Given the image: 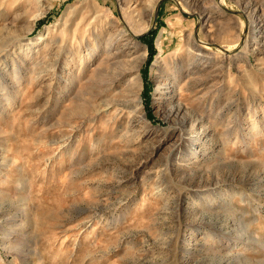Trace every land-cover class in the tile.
Returning a JSON list of instances; mask_svg holds the SVG:
<instances>
[{"label":"rangeland","instance_id":"rangeland-1","mask_svg":"<svg viewBox=\"0 0 264 264\" xmlns=\"http://www.w3.org/2000/svg\"><path fill=\"white\" fill-rule=\"evenodd\" d=\"M0 264H264V0H0Z\"/></svg>","mask_w":264,"mask_h":264},{"label":"bare ground","instance_id":"bare-ground-1","mask_svg":"<svg viewBox=\"0 0 264 264\" xmlns=\"http://www.w3.org/2000/svg\"><path fill=\"white\" fill-rule=\"evenodd\" d=\"M93 6H95L96 9L93 7L94 11H89L88 15H82L80 20H78L75 23V26L72 29L71 44H73L74 46L71 53H73L75 56L80 58L81 60V62H79L80 65L82 63L90 64V62L92 61L96 63V67H98L99 64L100 67L102 65L108 66L110 64H116L117 61L120 59L119 57L121 56L120 54L122 52L124 54L123 56L126 59H129L130 51L124 52V50L128 48L126 46H128V44L131 43V37L126 32L127 30L129 31L128 20L127 21L123 20V24L120 25L117 19L114 20V19H110V17L108 18L106 17L107 19L98 17L99 16L97 15L99 11L98 5L94 3ZM127 7L129 6L127 5ZM77 12L78 10H76L75 5L73 4L68 5L66 11L63 14V17L66 15L63 22L64 23L68 22L69 18L77 14ZM96 17H98L96 20L99 23L101 30L98 31L97 29V31L95 32L92 29H90V26L94 24V21H96L95 20ZM80 25H82V27L84 28V33H82L81 36L78 35V30ZM133 43L139 46L138 42L134 41ZM82 45L85 46V49H82ZM144 55H145V50L143 49L142 57ZM122 70L123 69H120L119 71L120 74L122 73ZM136 79L138 80V76L136 77ZM142 118H144V115L142 116Z\"/></svg>","mask_w":264,"mask_h":264}]
</instances>
